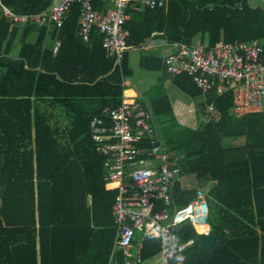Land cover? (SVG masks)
I'll return each mask as SVG.
<instances>
[{"label": "trees", "instance_id": "obj_1", "mask_svg": "<svg viewBox=\"0 0 264 264\" xmlns=\"http://www.w3.org/2000/svg\"><path fill=\"white\" fill-rule=\"evenodd\" d=\"M0 1L14 14L32 16L61 0ZM93 5L106 11L114 0H93ZM138 6L129 0L126 8L129 35L120 64L108 55L97 27L87 40L80 34L79 3L60 29L0 14V264L109 263L117 235V190L106 187L104 157L91 123L122 103L125 80L133 72L132 49L155 37L188 44L200 38L208 46L221 40L264 45V5L252 0ZM48 35L60 40L56 52L45 45ZM19 36L20 51L13 56ZM140 66L163 71L149 105L155 130L180 156L187 181H195L193 187L188 182L177 186V205H187L199 188L207 191L216 242L202 251L195 227L184 224L180 242L193 240L184 251L185 264H264V108L234 115L232 89L205 94L190 74L169 73L160 55L143 53ZM166 79L193 98L204 97L205 110L215 109L209 110L211 117L195 128L180 123L163 88ZM227 137L241 140L225 146ZM160 248V239L147 235L145 261ZM116 264H125L122 252Z\"/></svg>", "mask_w": 264, "mask_h": 264}, {"label": "built area", "instance_id": "obj_2", "mask_svg": "<svg viewBox=\"0 0 264 264\" xmlns=\"http://www.w3.org/2000/svg\"><path fill=\"white\" fill-rule=\"evenodd\" d=\"M144 6H162L165 0H135ZM74 3L81 5L78 19L80 34L85 40L97 27L104 34L103 46L109 56L120 64L126 50L129 30L125 23L129 18L126 8L129 0H114V6L106 11L94 7L93 0H61L49 10L32 16L17 15L0 1V14L15 22L28 21L50 25L60 29ZM148 46L154 45L150 39ZM164 64L171 74L188 73L203 93L217 88L219 94L232 89L233 114L242 116L260 111L264 105V45L253 42L219 41L208 46L200 41L169 43ZM60 41L55 45L56 51ZM214 111L213 105L209 106ZM104 116H96L91 123L92 137L104 157L106 187L116 189L113 205L117 237L109 264L115 261L116 251L121 249L126 264H146L143 257L144 240L152 234L160 239L157 260L150 264H176V257L193 240L180 242L176 248L165 243L174 236L180 241V229L186 224L197 227L206 225L208 231L209 205L207 191L197 190V196L185 206L177 205L175 191L184 184L187 175L180 164V156L169 150L155 130L154 114L148 104L123 94L122 103L107 108ZM110 184H115L108 187ZM158 204H162L159 206ZM139 236L137 242L135 237ZM155 256V257H156Z\"/></svg>", "mask_w": 264, "mask_h": 264}, {"label": "crops", "instance_id": "obj_3", "mask_svg": "<svg viewBox=\"0 0 264 264\" xmlns=\"http://www.w3.org/2000/svg\"><path fill=\"white\" fill-rule=\"evenodd\" d=\"M36 37H37V33L35 32L29 37V39H30V41H34L36 39ZM20 38L21 37L19 36L16 39V42H15V44L13 46V53L15 51L16 43L17 42L21 43V39ZM151 39L154 41V45L153 46L149 47L148 44L145 43L140 48H134L131 51H141L142 52L141 55L143 53H154V54H157V55H160V56L164 57L165 53L168 50V46H167V44H165V39L162 38V37H155V38H151ZM58 41H60L58 38L54 39V38H51V36L48 35L46 37V40H45V45H47L48 47L54 48L55 45L58 43ZM148 41H150V39ZM198 41H200V38H198L196 40V42H198ZM19 51H20V49H19ZM19 51H18V54H19ZM13 53H12L13 56H17L18 55V54H13ZM140 57L141 56H139L138 59H137V61L139 63H140ZM130 64H133L131 52H130ZM131 68H132L133 72H132V75L127 77L126 80H125V84L128 86V88L124 90V94L127 97H130L131 99L135 98V99L142 100L143 102H145L146 104L151 106V92H152L154 86L161 81V78L163 77V71H162V75H160L158 73H152V74H155V75H148L149 82H151V81H153V82H151L150 84L149 83L147 84V82L144 80V79H147V78H146V75H144L143 71H139L140 74H141V75L140 74L139 75L141 77H140V80H138L137 76L135 75L136 74L135 69L133 67H131ZM151 71H156V70H151ZM137 74H138V72H137ZM172 83L173 82L171 80H169V79L164 80L163 88H164V90H166V92H167V94H168V96H169V98L171 100V103L173 105V109H174V112H175V114L177 116L178 121L180 123H182V124H186L187 126H191V127H194V128H195V124L194 123H198V125H200L201 122H206L208 118L206 119L205 115L208 114L209 118H210L211 114H212V113L209 112V110H210L209 106H208V108L206 107V110H205L204 103L198 102V104H197L192 99H188V97H186L183 93H181L182 90L179 89L174 84L180 90V91H177V89L175 87H173ZM263 108H264V105H263ZM198 109H199L200 112H199V114H196L195 112ZM187 180H188V178H187ZM187 180H186V183L188 182ZM191 180L192 179H189L190 182H188V186L193 187V186H195L194 185L195 181L193 180V182H192ZM108 187H112V186L108 185ZM198 230L202 231L200 229H198ZM116 237H117V235H116ZM113 248H114V245H113ZM120 252H122L123 255H124L123 250H121V249L117 250L116 254H115V261L116 262H118V254ZM112 255H113V249H112V252H111L109 263L112 261L111 260ZM157 259L158 258L156 256V257L152 258L151 260L146 261V264L153 263ZM124 260H125V255H124ZM114 264H116V263H114Z\"/></svg>", "mask_w": 264, "mask_h": 264}, {"label": "rangeland", "instance_id": "obj_4", "mask_svg": "<svg viewBox=\"0 0 264 264\" xmlns=\"http://www.w3.org/2000/svg\"><path fill=\"white\" fill-rule=\"evenodd\" d=\"M254 3H258V4H261V5H264V3H262V1L261 0H252ZM20 45H21V43L20 42H17L16 43V45H15V51H14V53L13 54H18V51H19V49H20ZM141 51H131V54H132V62H133V64H130V66L131 67H133L134 69H135V72H136V76H137V79L138 80H140V72L139 71H143V73H144V75H146V78L147 79H144L146 82H147V84L149 83H151V82H153V81H151V82H149V77H148V75H155V74H152V73H158V74H160V75H162V71H151V70H147V69H144V68H142L141 66H140V63L137 61V59H138V57L139 56H141ZM139 63V64H138ZM137 72H138V74H137ZM140 74V75H139ZM155 82V81H154ZM172 85H173V87H175L176 89H177V91H180L175 85H174V83H172ZM181 93H183L186 97H188V99H192L195 103H197L198 104V102H202V103H204L205 102V99H204V97H202V96H199V97H196V98H193V97H191V96H189L188 94H186V93H184V92H182L181 91ZM199 109L195 112L196 114H199ZM61 120H63L64 119V117L63 116H60L59 117ZM195 124V127H198L199 125H198V123H194ZM184 125H186V124H184ZM194 126V125H193ZM241 139H239V138H235V137H227V138H225L224 139V145L225 146H232V145H235L238 141H240ZM195 183V182H194ZM113 185H115V184H113ZM198 229H199V227H198ZM201 230V229H200ZM199 231V230H198Z\"/></svg>", "mask_w": 264, "mask_h": 264}, {"label": "water", "instance_id": "obj_5", "mask_svg": "<svg viewBox=\"0 0 264 264\" xmlns=\"http://www.w3.org/2000/svg\"><path fill=\"white\" fill-rule=\"evenodd\" d=\"M205 118H209V115L206 114ZM210 121L216 122L214 119H210ZM198 237L200 240V249L202 251L210 250L216 242V234L213 229H209L208 231H198Z\"/></svg>", "mask_w": 264, "mask_h": 264}, {"label": "clouds", "instance_id": "obj_6", "mask_svg": "<svg viewBox=\"0 0 264 264\" xmlns=\"http://www.w3.org/2000/svg\"><path fill=\"white\" fill-rule=\"evenodd\" d=\"M165 243H170L172 248H176L179 245L180 241L177 237L170 236L166 238ZM183 259V256L176 257V264H180V261H182Z\"/></svg>", "mask_w": 264, "mask_h": 264}, {"label": "bare ground", "instance_id": "obj_7", "mask_svg": "<svg viewBox=\"0 0 264 264\" xmlns=\"http://www.w3.org/2000/svg\"><path fill=\"white\" fill-rule=\"evenodd\" d=\"M199 227V229H201L202 231H205L206 229H207V226L206 225H202V226H198ZM197 227V228H198Z\"/></svg>", "mask_w": 264, "mask_h": 264}]
</instances>
